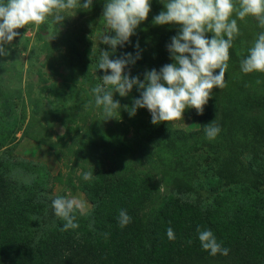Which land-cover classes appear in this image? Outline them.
Here are the masks:
<instances>
[{"label": "rangeland", "instance_id": "obj_1", "mask_svg": "<svg viewBox=\"0 0 264 264\" xmlns=\"http://www.w3.org/2000/svg\"><path fill=\"white\" fill-rule=\"evenodd\" d=\"M106 2L93 0L90 11H70L72 16H66L57 30L50 29L47 21L15 30L20 35L5 45L10 54L0 56V91L13 102L12 114L20 130L10 144L0 148V158L44 166L50 176L51 200L57 196L75 197L85 204L82 213L92 208L83 186L92 182L97 172L105 171L111 179L149 174L155 181L156 192L140 212L145 223L155 218L170 197L208 198L205 181L217 174L218 168L225 175V183H247L264 193V177L256 178L249 171L246 158L258 147H264V134H244L251 122L264 124V73L245 74L241 63H234L248 55L262 30L256 19L249 16L237 20L239 34L233 43L240 49L237 54L232 47L229 49L225 73V80L236 81L237 87L232 83L230 90L214 88L209 99L218 104L209 123L214 120L219 134L213 140L205 134H183V140L169 134L162 122L153 124L146 108L137 109L135 116L129 115L124 106L131 107L140 96L135 86L126 97L114 94L113 99L121 105L115 118L104 120L102 109L96 107L91 90L102 83L99 78L105 73L96 70L95 65L100 51H112L100 42ZM233 3L238 6V0ZM162 10L160 0H150L147 20L138 26L130 43L117 46L110 56L116 59L139 52L140 59L124 72L141 80L146 71H159L174 62L166 46L178 34L179 26L154 25L153 18ZM231 18H236L235 11ZM50 31L56 34L54 39ZM205 35L211 39L214 34ZM239 87L237 99L230 91ZM235 103L236 107L231 106ZM199 127L193 118L171 123L172 129L185 133ZM86 171H93L90 181L83 179L82 173ZM249 262L244 254L236 253L215 256L206 264H253Z\"/></svg>", "mask_w": 264, "mask_h": 264}, {"label": "trees", "instance_id": "obj_2", "mask_svg": "<svg viewBox=\"0 0 264 264\" xmlns=\"http://www.w3.org/2000/svg\"><path fill=\"white\" fill-rule=\"evenodd\" d=\"M239 49L232 44L235 54ZM234 63L240 66L241 62ZM225 82V89L230 90L236 81ZM240 89L230 94L239 99ZM217 105L208 100L203 115L194 108L185 110L183 118L197 121L198 130H174L171 123L175 120L162 124L169 134L183 140V134H205ZM13 106L0 91V148L10 144L20 130ZM261 107L264 110V104ZM244 134H264V124L251 122ZM246 158L249 171L256 178L264 177V147ZM223 176L218 168L217 174L206 178L208 198L170 197L155 218L145 223L140 212L156 192L153 176L111 179L99 171L83 186L91 210L77 211L74 222L78 227L64 231L65 221L52 208L46 168L0 158V264H206L215 256L202 249L197 228L210 229L222 247L229 249L228 254L242 253L251 263L264 264V193L247 183L227 184ZM121 210L132 218L123 228L119 226ZM169 227L174 239L167 236Z\"/></svg>", "mask_w": 264, "mask_h": 264}, {"label": "clouds", "instance_id": "obj_3", "mask_svg": "<svg viewBox=\"0 0 264 264\" xmlns=\"http://www.w3.org/2000/svg\"><path fill=\"white\" fill-rule=\"evenodd\" d=\"M160 2L164 10L153 18V24L179 26L178 34L166 46L174 62L165 64L159 71H146L143 80L124 72L140 59L139 52L135 56L126 53L116 59H110V56L115 53L117 46L123 47L130 43V37L136 34L138 26L147 20L150 0H107L104 4L100 42L109 45L112 51H100L95 68L103 70L105 74L99 78L102 83L91 90L96 107L102 109L104 120L119 114L121 105L113 99L114 94L126 97L134 86L140 96L134 99L131 107L124 106L130 116H135L137 109L146 108L151 114V122L159 124L183 118L186 109L194 108L198 115H203L212 90L226 87L229 49L239 34L238 19L253 17L262 29L248 50V55L241 60V71L245 74L264 73V0H238V6L234 5L233 0ZM92 4L93 0L83 3L81 0H0V56L10 54L5 45L20 35L16 29L29 24L39 26L47 21L50 29L57 30L56 26L66 16H72L68 14L70 11H90ZM234 11L236 18L230 19ZM109 32L114 35H109ZM208 32L214 34L211 39L206 38ZM49 35L54 39L56 34L50 31ZM136 47L139 48L138 43ZM217 69L219 72L214 75ZM109 70L111 74H108ZM212 122L204 128L209 140L215 139L220 132L219 126ZM82 176L85 181H90L93 171L83 172ZM84 207L85 204L75 197L57 196L52 200L55 216L65 221L64 231L78 227L74 222L75 213H82ZM131 219L126 210H121L119 226H127ZM197 233L204 251L212 256L228 255L229 249L222 247L210 229L197 228ZM167 236L169 239L175 238L171 227L167 229Z\"/></svg>", "mask_w": 264, "mask_h": 264}]
</instances>
